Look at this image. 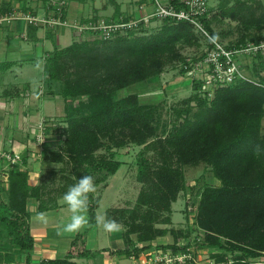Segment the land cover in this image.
<instances>
[{"label":"trees","instance_id":"trees-1","mask_svg":"<svg viewBox=\"0 0 264 264\" xmlns=\"http://www.w3.org/2000/svg\"><path fill=\"white\" fill-rule=\"evenodd\" d=\"M173 3L183 5L179 0ZM8 9L7 5L1 11L5 14ZM263 9L261 4L253 7L238 1L231 7L222 6L220 17L241 22L246 31H261ZM129 21L126 17L119 22ZM203 21L215 36L212 19ZM161 22L151 34L137 35L134 28H127L109 39L76 41L64 48L55 47L50 53L45 74L62 83L61 95L66 100V126L55 127L56 132L62 131L61 148L50 152V160L70 167L69 175L64 176L66 183L57 192L64 194L86 174L114 176L123 165L116 158L117 152L129 145L141 147L136 164L137 181L143 188L137 202L131 209H110L106 217L124 228L126 248L120 254L139 258L152 248V242L171 234L173 243L158 248L176 255L189 249L179 243L190 233L159 225L172 224V204L188 189L184 167L203 163L220 184H207L197 194L195 225L204 232L200 246L224 252L215 253L216 264H229L227 252L235 255L233 264H264V77L256 73L259 85L238 79L217 88L213 97L203 96L199 92L202 82L194 80L195 93L172 109L169 120L163 116L161 103L142 104L137 94L119 99L118 91L154 80L169 65L184 61L178 44L199 45L191 23L172 19ZM140 25L142 30L146 24ZM245 38L227 47L245 46L249 43ZM251 39L260 43L264 37ZM259 63L253 65L256 72L264 70V61ZM182 72L187 75L188 70ZM101 150L106 154L98 155ZM29 179L28 169L14 168L9 171L7 188L0 184V264H16L19 256H25L23 264H33L30 201L37 203L38 213L59 208L43 177L37 186L30 185ZM87 210L90 223L96 226L94 208L88 205ZM73 242L65 257L38 264H78L76 258L93 259L103 253L88 249L85 239L76 253Z\"/></svg>","mask_w":264,"mask_h":264},{"label":"rangeland","instance_id":"rangeland-1","mask_svg":"<svg viewBox=\"0 0 264 264\" xmlns=\"http://www.w3.org/2000/svg\"><path fill=\"white\" fill-rule=\"evenodd\" d=\"M11 3H22L24 4L28 11H23L25 14L19 13L21 17H26L28 15H34L40 17V19L52 18L53 17V9L49 8V3H59L60 1L66 2L65 9L67 14L74 11V14H70V19L67 20L66 26L55 27L54 31L56 34H53V39L51 40V46L48 48L54 49L55 47L64 48L71 45L73 42H80L85 40H93L95 38L103 39L101 34L92 32V31H82L81 33L76 32V28H73L72 25H77V23H86L83 22V18H96L97 22L103 23H119L120 20H114L115 15L124 14L127 17H134L136 12L138 13L140 10V4L143 3L142 0H9ZM52 1V2H51ZM238 1L246 2L253 7H257L259 4L264 7V0H208L210 12V18L212 19V27L215 32V37L218 42H221L223 45L227 46L229 44L238 43L241 38L246 36V40L249 43H254L252 41V37H264V29L258 30L256 28H250L248 31L245 30L244 24L239 21L231 20V19H223L220 17L221 7L228 6L231 7L236 4ZM70 4V7L68 5ZM120 7L121 12L117 7ZM84 9L85 15L81 17L79 15V10ZM15 9V8H14ZM48 10V11H46ZM261 9L257 10L258 14H261ZM14 10V14H18ZM78 11V12H77ZM264 11V9H263ZM117 13V14H116ZM45 16V17H44ZM124 17V16H123ZM216 17V18H214ZM150 19L149 23L143 25V29L141 30V25L134 27L135 33L137 35L151 34L156 32L161 26V20H152ZM19 20V19H18ZM22 21L26 22L23 18ZM137 19H133L134 21ZM91 21V20H90ZM43 28H51L48 26H42ZM53 29V28H51ZM58 30V31H57ZM94 34H92V33ZM197 36L199 37V45L198 46H187L185 44H178L177 48L180 49L181 56H183L184 61H176L172 65H169L164 72L156 79L151 81L141 82L130 87H127L123 90L117 92V97L122 99L129 94H137L140 97L142 104H158L161 103L163 105V116L167 120L172 117V109L179 106L183 100L190 97L195 93L193 87L194 80H199L203 76L202 73H195L193 75H186L182 72L185 66L188 65H197L200 62V57L205 53L208 47V40L205 39L197 30L195 31ZM78 33V34H77ZM123 34H126V32ZM59 39V41H58ZM23 44H26L23 42ZM31 46V44H30ZM31 48H33L31 46ZM260 62V60H259ZM258 62V63H259ZM257 63V65H258ZM250 58L244 59L242 64L243 73L246 76L252 77L254 80L259 79L256 73H260L259 75H264V70H260L256 72V69H253V65ZM260 64V63H259ZM37 65V67L35 66ZM33 67L35 79L37 77V81H34L36 85H40L44 82V72L46 65H44L43 61L36 63ZM39 66V67H38ZM193 67V66H192ZM255 72V73H254ZM256 76V78H255ZM54 89L56 91L62 92V83L59 81H53ZM61 95V94H60ZM63 116H48L43 117L38 122V127L42 120L47 119L48 123H51L54 126L51 130H49L50 134H55L54 139L52 138V142H48V144L40 145L36 143V137L33 138L30 142L31 151L36 154L33 155V158L39 157V184L41 183V178H44V181L48 185V190H51V197L54 198L59 204V212L61 215L60 218V226L59 228L66 223L71 215L69 214L70 209L67 204L63 201V194L57 192L58 189L66 183L65 175H69L70 167L67 166V163H55L50 160V152L52 150H60V146L62 143V137L60 133L56 132V127H65V116L66 109L64 110ZM262 132L264 134V121H263V129ZM39 133H37L38 135ZM36 140V141H35ZM141 147L136 145H129L117 152V159L123 162L122 167L114 176H104L105 173H96L92 174L94 177L95 183V191L89 193V201L88 205H92L96 213V220L98 222V230L96 233V238L89 239V244H87L88 236L86 235L88 230L93 228V225L89 220L88 210L86 211V217L88 223L81 227L79 230L72 233H60L58 234V229L56 233L60 235L58 237V241L54 243L53 247L57 250V255H54V258H63L67 255L69 250L72 248V244L75 239L76 250L74 252H78L83 246V240H86L84 244L87 248L94 250L97 249L94 246V243H97L100 249L103 247L110 246V237H107L106 233L108 231L104 230L102 223L100 222V217H106L107 212L113 208H133L137 202L138 195L143 188V185L137 181V164L136 158L137 154L140 151ZM57 150V151H58ZM106 154L105 150H101L98 152V155ZM31 163V162H30ZM33 163V162H32ZM56 172V174H52ZM186 182H187V191L182 192L178 196V200L172 205V224L171 225H159V227H164L168 229L182 230L184 232H189L191 236L182 240L179 245L180 247H187L189 249H182L178 252L177 260L171 258L170 256H164L168 254L170 250L164 251L163 249H157L160 245H169L172 244L174 238L172 235L169 236L166 240L160 239L161 243H154L155 250L153 253L147 255L140 254V259L134 257H127L125 255L120 254L122 249H125L124 245L121 244V248L119 249H108L101 250L103 253L96 258L93 259H83L76 258L78 264H216V258H214L215 253H221V250L211 249V248H203L200 246L204 238V232L197 230V226L195 225V216L197 211V202L199 200L197 194H199L201 188L207 184L219 185L217 180L214 179L210 168L205 164H200L199 166H186L184 167ZM4 188H7V185H2ZM99 200V205L96 206V200ZM193 202L194 205L191 203ZM37 205L32 202L29 203V208L33 209ZM57 209V210H58ZM192 229V231L190 230ZM95 230V228L93 229ZM199 239V240H198ZM39 240V238L37 239ZM100 240L103 241V245H100ZM39 245V243H38ZM142 247V246H141ZM12 253V251H11ZM224 253V252H222ZM187 255L185 257L184 255ZM108 255V256H107ZM226 259L229 261V264H233L234 256L230 252H227ZM182 257V258H181ZM40 255L37 251H34L33 254V264H38L41 259ZM261 260H264L262 258ZM21 257H16V264H23Z\"/></svg>","mask_w":264,"mask_h":264},{"label":"crops","instance_id":"crops-1","mask_svg":"<svg viewBox=\"0 0 264 264\" xmlns=\"http://www.w3.org/2000/svg\"><path fill=\"white\" fill-rule=\"evenodd\" d=\"M142 2L139 12H136L134 17H128L130 21L152 14V0H142ZM25 3V1L23 3L22 1L20 3H11L9 0H0V17L4 15V11H1L2 8L7 5L9 9L5 14L14 13V10H17L16 12L18 13L25 14L23 11H28L27 8L24 7ZM52 4H48V10L49 8H53V6H51ZM68 5L70 7L69 3ZM117 8L121 12L120 7L118 6ZM70 12V14H74V11L70 10ZM65 14L66 17L70 19V14H67V12ZM79 15H81V17L85 15L84 9L81 8L79 10ZM90 17L83 18L82 21L86 23L90 20L97 22L96 18ZM126 17L127 15H120V13H118V15H115L114 20L121 21ZM53 34H56L54 28H47L46 31L42 26L37 27L28 25L21 19L0 24V148L6 150L13 149L15 152L27 158V164H24L22 168L29 170V183L32 186H37L40 182L39 157L33 158V155L36 156V154L31 151L30 146L31 140L39 133L38 122L43 117L63 116L64 110L66 109V100L60 95L61 92H59V90L56 91V89H54L53 81L47 77L45 69H43L44 82L39 86L34 84V81H37V77L35 79L33 67H37L35 64L40 61H43L44 65H47L48 57L54 50L48 48V46H51V40L54 37ZM23 42L27 43V45L23 44ZM30 44L33 48H31ZM217 182L219 183V181ZM4 185H8V183ZM30 202L37 205L36 202ZM36 208L37 206L30 209L28 204V211L32 213L30 227L31 233L35 239L34 251H37L41 260L55 259L54 255L58 253L53 246L60 236L56 233L61 222L60 210L45 212L47 214V222L43 223L37 219L39 213L36 212ZM69 214L71 215L72 213L69 212ZM90 228H95V230H88L86 234L88 236L87 244H89V239L96 238V233H98V222L96 226ZM123 232V227L116 232H107V237H110V246L100 249L99 246H97L98 244L94 243V247L97 249L92 251L121 248V244L124 245ZM168 237L169 236L160 237L152 242V248L149 251L142 252V255L153 253L156 249L154 243L162 244L165 241L160 242V239L166 240ZM38 238L39 240H37ZM102 243L104 242L100 240V245H103ZM143 245L144 244H138L139 247ZM21 260L24 262L25 256H22Z\"/></svg>","mask_w":264,"mask_h":264},{"label":"built area","instance_id":"built-area-1","mask_svg":"<svg viewBox=\"0 0 264 264\" xmlns=\"http://www.w3.org/2000/svg\"><path fill=\"white\" fill-rule=\"evenodd\" d=\"M174 0H152L153 12L149 16L139 18L134 21H129L128 23H101L88 21L87 23H77V25H72L76 28V32L81 33L82 31H92L101 34L104 39L111 38L115 33L122 31L127 28H134L142 23L148 24L151 18H156L158 20L172 19L176 21H186L191 23L195 29L208 40V46L205 51V56L200 60L197 65H186L185 69L188 70L187 75H193L197 72L202 73L201 79L202 86L200 93L203 96L213 97L214 91L217 88L225 87L238 79L248 80L254 84L259 85V80H254L250 76H246L242 71L243 60L250 58L252 63L257 64L260 61H264V40L260 43H248L245 46L239 48H228L216 39H210L212 37L207 31L204 25V19L210 18L209 3L208 0H179L183 5L177 7L174 5ZM66 2L60 1L59 3L52 4L53 17L40 19L38 16L28 15L26 17H21V15L8 13L0 17V24L4 22H11L13 20H18L23 18L27 21L28 25H33L37 27L48 26L51 28L66 26L68 22L67 19H63V10L65 9ZM262 57L263 59L259 58ZM254 64V65H255ZM191 66V68L189 67ZM193 66V67H192ZM189 67V68H188ZM253 67V66H252ZM264 77V75L262 74ZM47 119L41 121L38 129L39 134L36 135V143L40 145L48 144L52 142L55 134L49 135V129L54 126L48 123ZM56 127V126H55ZM35 140V141H36ZM24 166V157L22 154L15 152L13 149H2L0 148V184L4 185L8 183L9 171L14 168H22ZM193 205L194 203L191 202ZM170 256L171 258L177 260L178 255H174L172 251L164 256ZM187 257V255H184ZM182 258V257H181Z\"/></svg>","mask_w":264,"mask_h":264},{"label":"clouds","instance_id":"clouds-1","mask_svg":"<svg viewBox=\"0 0 264 264\" xmlns=\"http://www.w3.org/2000/svg\"><path fill=\"white\" fill-rule=\"evenodd\" d=\"M217 37L213 36L210 39L215 40ZM95 191L94 177L92 175H83L78 179V182L71 185L63 194V201L67 204L72 215L70 219L64 223L57 231L60 233H72L79 230L88 223L86 211L88 208L89 193ZM40 222H47V214L40 212L37 216ZM100 222L104 230L108 232H116L122 228V225L111 218L100 217Z\"/></svg>","mask_w":264,"mask_h":264}]
</instances>
